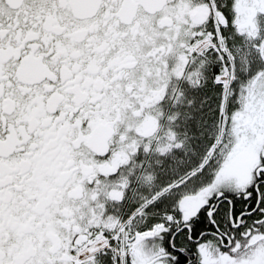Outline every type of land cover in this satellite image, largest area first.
<instances>
[{
    "label": "snow or ice",
    "instance_id": "6c2138e0",
    "mask_svg": "<svg viewBox=\"0 0 264 264\" xmlns=\"http://www.w3.org/2000/svg\"><path fill=\"white\" fill-rule=\"evenodd\" d=\"M0 264H264V0H0Z\"/></svg>",
    "mask_w": 264,
    "mask_h": 264
}]
</instances>
